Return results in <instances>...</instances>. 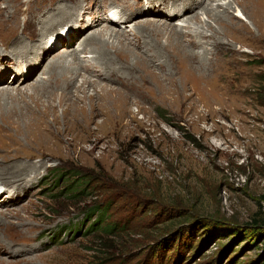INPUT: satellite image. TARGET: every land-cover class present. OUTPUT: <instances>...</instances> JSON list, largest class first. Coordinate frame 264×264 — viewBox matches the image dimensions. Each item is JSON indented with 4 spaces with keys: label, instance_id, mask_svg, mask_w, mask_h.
Segmentation results:
<instances>
[{
    "label": "rangeland",
    "instance_id": "obj_1",
    "mask_svg": "<svg viewBox=\"0 0 264 264\" xmlns=\"http://www.w3.org/2000/svg\"><path fill=\"white\" fill-rule=\"evenodd\" d=\"M28 1L0 0V16L13 26L11 30L7 23L0 38L12 34L19 20L34 40L39 20L44 25L58 17L63 6L73 13L51 26L43 41L38 38L32 51H15L11 42L0 39V63H15L9 54H17L18 70L37 52L28 72L36 70L24 82L30 88L49 75L43 72L51 59L72 60L76 55L84 67L75 82L91 81L87 91L73 96L79 109L76 122L64 121L63 108L71 101L60 77L54 81L59 78L61 85H53L57 124L52 117L31 120L30 130L17 131L0 118V184L9 189L0 195V264H264V42L253 22L264 25V0H230V17L221 19L203 14L204 9L222 11L218 3L229 0H203L187 16L174 19L168 16L193 1L83 0L82 9L73 7L75 0ZM114 7L133 12L115 25L103 18L81 31L74 28L77 20L94 22ZM146 20L184 30L190 24L183 41L198 52L213 50L216 30L217 39L237 51L216 54L214 62L232 60L227 73L237 77V85L232 90L187 92L175 68H160L155 61L149 69L136 65L139 54L153 59L147 53L148 40L140 39L137 48L132 42V29ZM103 25L114 31L109 43L115 40L118 48V39L131 42L137 53L129 54L110 78L92 71L97 56L92 41L80 50L85 38ZM200 30L208 34L206 44L193 49L188 34ZM51 38L54 49L44 57ZM156 39L166 44V38ZM128 62L132 71L126 68ZM11 75L0 88L13 82ZM160 84L173 90L164 93ZM176 87L182 94L173 92ZM28 92L23 97L13 91L7 101L16 107L46 105L45 95ZM93 101L96 109L91 111ZM206 102L212 103L211 110ZM88 125L100 141L86 139ZM100 219L116 230L103 229Z\"/></svg>",
    "mask_w": 264,
    "mask_h": 264
},
{
    "label": "bare ground",
    "instance_id": "obj_2",
    "mask_svg": "<svg viewBox=\"0 0 264 264\" xmlns=\"http://www.w3.org/2000/svg\"><path fill=\"white\" fill-rule=\"evenodd\" d=\"M192 1H193V3L190 2V5L188 7L184 8L183 6H185V4H183V6H180L176 10V15H174V13H171V16H168V19L169 18L174 19V17H177L180 14H185V16H187L186 14H188L189 11H192L194 7L198 6L199 4L201 5V3L203 2V0H198V2H195L194 0H192ZM28 2H30V4L32 3L31 0H29ZM130 2L131 1L128 2V6L131 5ZM51 3H53V1ZM74 4L75 5L73 7H75L76 9H80V8L82 9L83 8L82 7L83 6V0H75ZM232 4L233 3L230 0L218 3V5L223 9L222 11H219L218 7L215 8V6H213L211 8L206 7L204 9L205 12L203 14H206V15L213 14L217 17V19H221L225 16H228V18H229L230 14L232 12L231 11ZM123 5L125 6L124 3H123ZM63 7H64L63 11L61 8H59L60 10H58L59 13L57 14L58 17L52 16L51 19L45 23L47 26H45V24L41 25L40 24L41 20L38 21L39 34H37L36 39L35 38H34V40L31 39V37L29 35L30 30L27 29V26H24V25L21 26L22 23H20L19 20L16 21V22H18V26L15 27V30L12 34H10V35L6 34L5 36H2L0 39L3 40L5 43L11 42V46H13L12 47L13 50L19 51L21 53L23 51L26 52L27 50H29V51L34 50L39 44V43H36L38 38H39L38 40L40 42L43 41V37L46 34V31L49 30L51 28V26H53L54 24L59 23L61 20H63L64 16H67L70 13H73V12H70V10L67 6H63ZM15 8H16V6H15ZM36 8H37V6H36ZM31 9H32V7L30 9L28 8V11L30 12ZM44 9H45V7L42 9L39 8L37 15H36V18H38V17L40 18L39 15H41L43 13ZM206 10H208V11H206ZM121 11H123V13ZM121 11L114 7L110 10V14L104 12L101 14L100 19H98L94 22L92 21L91 23H89V22L83 23V22H79L77 20L74 28L77 29V27H80L79 31H81L83 28L92 27L93 23H95V25H97L101 21L103 22V18L106 19V21L109 24L115 25V22H117V20L118 21L122 20V19L128 17L129 15H131V13L133 12V11H130L127 13L125 9H123ZM237 12L238 13H236V16L239 17L240 10L238 9ZM14 14H16V13H14ZM159 15H160V13H159ZM28 17H29V15H28ZM189 17L190 16L186 17V20H185L186 22H188L190 20V19H188ZM193 17H195V18L198 17V14L193 16ZM13 19H14V17H13ZM31 19L33 20V18H31ZM253 22L261 30V33L264 36V25H262V27H261V22L257 21V20H254ZM7 23H8L7 18L4 17L3 15L0 16V31H4L5 27L9 23L10 24L12 23V20L9 21L8 24ZM185 26H186L187 30L190 28V24L185 25ZM10 29L11 30L13 29L12 25H10ZM20 30H21V32H20ZM40 30H42V32H40ZM132 30H133L132 34L135 36V38L131 37V39L133 38L132 42L134 43V47L137 48L140 45V39L143 38L145 42H147V40H148L150 45L147 46V53H149V55L153 58L152 61H150L148 58L144 57L142 54H139L140 55L139 58L141 61L137 62L136 65H142V67L147 68V69H149V67L155 66V65H157L160 68H164V67H170L172 69L175 68L176 74H178V73L180 74L179 79H181L184 82L183 89L185 91L188 92V89H190V88L193 89L194 91L202 89V90L207 91V92H213L212 91L213 89L214 90L218 89L219 91H220V89L221 90H227V89L232 90L234 85H237L236 82L234 81L237 79V77H235L233 75H229L227 73L230 65L232 64V60L228 61V63L226 62L225 64H218L217 62H214L216 54L224 53L226 51H229V52H236L237 51L236 46L233 47L234 45H232L230 43L220 42V39H217L218 34H217L216 30L213 33L214 38L212 37L213 34L210 35V37L213 38V43H212L213 44V50H212V48L211 49L207 48L206 50L203 49L202 52H198L195 50H193V51L189 50V48H187L185 46L184 41H183L184 40L183 36L186 34L185 32H187V30H184L183 28L177 29L175 26H172V24L167 23V22H164L162 24H158L157 22H155L153 20H146V21H144L143 24H138V27L135 26V28ZM10 32H12V31H10ZM73 32H74L73 34H76V31H73ZM113 32L114 31L111 30V26L103 25L101 28L98 27L96 30H93L91 32V34H89L85 38L86 41H84L80 44V47H81L80 50L84 51L86 49V44L88 45L92 41L93 44H91V45L94 46L93 49L95 50V53L97 55L95 57V59H94V57L92 58L93 61H95V63L93 62L91 64V65L95 64V69H93L92 71L98 72V73H96V75L99 74L98 75L99 77L101 75L103 77L110 78L114 74L115 69L118 70V72H119L120 66L122 65L121 62H124L125 60H127V57L129 56V54L134 53V52L136 53L135 48L133 46H131V44H132L131 42L127 43V41H125L126 42L125 43L123 40L118 39V42L120 43L119 47L117 46L118 48H116L114 46L115 40H112L113 41L112 44L109 43L107 38L115 39V37H113V35H112ZM115 32H117V31H115ZM117 33L119 34L120 32H117ZM121 33L123 35V32H121ZM24 34L26 35L25 37L28 40H25L23 38ZM119 35H121V34H119ZM66 36H68V34H66ZM157 36L158 37L160 36V38H162V37L166 38V44L161 43L160 39H156ZM188 36H189L188 42L191 43V45H193V49H194V48L198 47L199 45L206 44L203 42V39L207 38L208 34L205 33L204 31L200 30V31H195L194 33L193 32L189 33ZM263 36L259 37L260 38L259 40L261 42H264ZM54 39L55 38H51L50 42L48 41L49 44L47 43L48 46H46L47 48L45 50V52H47V53L43 55L44 57L49 55L51 53V51L54 49V46H53V43L55 42ZM131 39H130V41H131ZM154 39H156V40L153 42ZM203 47L205 48L206 45ZM111 50H113L116 53V56L118 59H115V57L112 55ZM73 51H75V50H73ZM117 52H119V53H117ZM36 53L32 56V58L30 60L25 62V64H23V66H21L18 70H14L15 67L18 66L20 63L19 58H18L19 56L17 54H13V55L9 54V56H11L12 60L15 59V63L11 62V65H8V66H5L6 64L3 65L2 63H0V83H3V82L8 83L12 79L8 80L7 76L10 73L13 74V75H11V77L13 78V82L11 84H9L8 86L0 88V118L2 121H4L5 123H8L10 127H12L13 129H16L17 131L19 129L23 130L25 128H27V130H30L32 128V126L29 127L30 124L28 122L31 120L47 122L46 120L52 117V119H51L52 123L57 124L59 122L60 118L58 117V115L56 113L57 105L54 102V100L57 96V93L55 92V90H53V85H55L56 82H58V83H56V85H61V83H60L61 80L58 78L56 81H54L55 77H60L61 79H63V81L66 83V89L67 88L69 89L67 94L70 97L69 99L71 102H70V104H68L67 106H65L63 108L64 121L70 122L73 119H75V120L78 119L77 118V116H78L77 111L79 109H77L78 106L75 103L76 100L73 98V96L76 92H78V90L79 91H83V90L87 91L88 90L87 85H90L89 82L91 81L89 78H85L86 80H83L79 84L75 82L79 73L81 72V69L84 67L83 60H80V58L76 57V55H75V57L72 58V60H67V58H66V60H64L60 57H58V60L55 58L51 59L49 64L46 66V68L43 72V74L48 73L49 75H47V77H44V78L41 77V79L39 81L34 82L33 84H31L29 86L30 88H27L28 86L26 87L24 85V82L27 81L29 78H31L33 76L32 74H34L32 72L33 71L35 72V70H36V69H31L28 72V67H29L30 63L36 59L38 60V54H36ZM209 53H210V55L212 54L211 57L209 56ZM12 56H14L15 58ZM163 56H164V61L160 60V62H158L157 61L158 57H163ZM154 61L156 63L155 65L153 64ZM89 62H91V61H89ZM128 63L129 64H127V63L126 64L129 66L126 68L132 71V68H133V66H131L132 63H130V62H128ZM121 69H122V67H121ZM21 70H27L28 73L26 71H24L23 73H20ZM131 71H130V73H131ZM127 72H128V70H127ZM75 83L77 84L76 85L77 87L75 86L76 89L73 92L71 88L74 86ZM94 84H96V83H94ZM191 84H192V86L190 87ZM104 87H106V86H102L101 90L108 92V91H106V88H104ZM161 87L163 88L162 89L163 92L165 91L164 93H170L173 90L171 87H168L166 85L165 86L161 85ZM27 89L30 90V92L27 93V96L29 94H31L33 96L45 95V97L48 99L47 102L45 103L46 105H44V107L38 106L37 108L36 107H30L29 108V107H25V106L16 107V106L10 105V103L7 101V98L9 97L8 95L11 94V92L15 91L17 93H21L22 96L25 97L23 93H25V91ZM173 92H178L179 94H182V91L179 89V87H176V89ZM78 98L79 97L77 96L76 99H78ZM90 99L92 101V99H94L93 96H91ZM63 100L64 99L60 98L59 104L61 107H63V104H62ZM91 106H92L91 111L96 109V105H95L94 101L91 103ZM205 107L207 109L211 110V107H213V105H212V103L206 102ZM71 108L74 110L70 111ZM85 115H86V118H88V115L86 113H85ZM93 115L95 116V115H97V113L93 112ZM73 122H76V121L73 120ZM87 133H88V136L86 137L87 140H90L92 137H95L96 141H100V136L96 133V131H94V130L91 131L90 125H88V127H87ZM8 190L9 189H2L1 184H0V195H2V193H5L7 195Z\"/></svg>",
    "mask_w": 264,
    "mask_h": 264
},
{
    "label": "trees",
    "instance_id": "obj_3",
    "mask_svg": "<svg viewBox=\"0 0 264 264\" xmlns=\"http://www.w3.org/2000/svg\"><path fill=\"white\" fill-rule=\"evenodd\" d=\"M102 209H104V208L102 207L101 210ZM97 219H99V218H97ZM100 224H101V226L103 225L102 228L107 230L108 232L114 231L117 228L116 225H113L111 228V225L109 223H106V219H100Z\"/></svg>",
    "mask_w": 264,
    "mask_h": 264
}]
</instances>
